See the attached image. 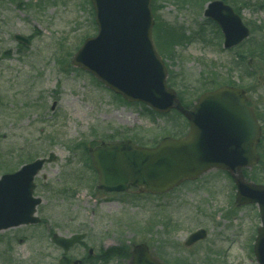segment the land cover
I'll list each match as a JSON object with an SVG mask.
<instances>
[{
  "label": "rangeland",
  "instance_id": "1",
  "mask_svg": "<svg viewBox=\"0 0 264 264\" xmlns=\"http://www.w3.org/2000/svg\"><path fill=\"white\" fill-rule=\"evenodd\" d=\"M227 1L249 27L247 39L231 49L222 47V38L218 45L190 42L163 58L173 88L191 105L210 85L203 81L233 76L260 116L264 149V80H258L264 61L245 65L235 59L264 36V0ZM156 5L160 20L183 27L186 34L202 26L211 37L205 3L156 0ZM96 32L89 0H0V175L29 158L56 156L34 179L43 222L0 231V264H58L51 233L77 232L87 234L86 248L69 250L72 257L85 256L88 248L145 241L169 264H259L253 253L258 208L235 203V186L224 170L210 169L163 195L135 189L112 195L96 188L88 157L76 146L81 141L88 144L95 137L99 142L114 130H127L126 139L133 136L147 146L176 137L157 113L126 103L71 64L83 40ZM15 34L30 44L17 42ZM198 228L207 231L206 238L186 248L184 240Z\"/></svg>",
  "mask_w": 264,
  "mask_h": 264
},
{
  "label": "water",
  "instance_id": "2",
  "mask_svg": "<svg viewBox=\"0 0 264 264\" xmlns=\"http://www.w3.org/2000/svg\"><path fill=\"white\" fill-rule=\"evenodd\" d=\"M97 33L87 37L72 57V64L90 72L115 94L167 113L174 109L189 122V132L180 138L162 139L155 147L136 146L130 140L102 144L89 150L98 174V188L122 192L139 187L149 193H164L186 180H194L212 168L228 171L235 187L237 205L255 203L261 225L253 251L264 264V185L246 180L243 168L255 165L261 127L245 91L222 86L201 94L191 108L182 106L176 91L166 82L167 70L152 41L154 24L151 0H90ZM203 15L214 21L223 35V48H232L249 34L233 8L222 0L206 3ZM14 38L29 44L20 34ZM259 80H264L260 76ZM37 158L16 172L0 176V230L40 221L35 215L41 199L33 196L34 176L45 162ZM84 237L53 234L52 242L64 255L59 264H78L66 257L69 247ZM206 237L205 229L192 232L184 242L190 246ZM129 264H165L152 257L146 243L131 247Z\"/></svg>",
  "mask_w": 264,
  "mask_h": 264
},
{
  "label": "trees",
  "instance_id": "3",
  "mask_svg": "<svg viewBox=\"0 0 264 264\" xmlns=\"http://www.w3.org/2000/svg\"><path fill=\"white\" fill-rule=\"evenodd\" d=\"M202 3H206L209 0H199ZM226 3L227 0H224ZM229 4V3H228ZM156 0H152V13L154 16V26H153V42L154 45L159 52V54L164 57L166 55H171L172 51H174L176 46H180L186 43L200 41L202 43L206 44H215L218 45L221 40V34L219 32L218 27L211 22L210 20H205L207 25L211 28L212 35L211 37L206 31V28L200 26L199 28L191 31L190 33L186 34V31L181 26H175L170 25L168 22L160 20L156 16ZM234 9L239 13V10H237L235 7ZM245 50V49H244ZM171 53V54H170ZM240 58L241 60L238 63H244L247 65V63H250L251 60H261L264 61V36L261 37V39L255 44V45H249L246 47V50L244 53H239L238 56H236L235 59L238 60ZM237 63V64H238ZM230 74H227V76L223 77L222 79L217 80V76L210 77L211 79L207 80L206 82L203 81V83L210 84L208 87L204 90H211L221 85H230V86H239L237 82H235ZM173 78H171L169 72L167 77V83L169 86L173 87ZM180 101L185 107L191 106L190 103H186L184 97L177 93ZM120 98L119 96H117ZM121 99V98H120ZM127 103V102H126ZM249 105L251 103L248 102ZM254 108V107H253ZM254 112L256 114V117L260 120V116H258V113L256 109H254ZM162 118L165 119L168 128V133L175 135L176 137L183 136L188 129V123L185 120V118L178 113L175 110L170 111L167 114H158ZM128 136L127 130H114L110 134H107L105 137H100V140L105 141H111V140H120V139H126ZM132 140L139 145H144L141 141L137 140L133 136H131ZM262 141L263 137L261 138L259 144H258V152L260 156V160L256 166H254L253 172H250V170H244V175L249 180H253L255 182L264 183V149L262 147ZM98 144L97 139L88 141V144H86V140L81 141L76 146L81 147L84 151V155L88 157L89 160V154H88V147L94 146ZM31 160L30 158L27 160H24V162ZM90 161V160H89ZM89 168L91 169V165L89 162H87ZM13 170L11 168L9 171ZM64 191V190H63ZM130 256L129 254V247L128 245H119V246H113L105 250H100L99 254L97 255V262L95 264H107V262L115 260V259H121L125 260L128 259Z\"/></svg>",
  "mask_w": 264,
  "mask_h": 264
},
{
  "label": "flooded vegetation",
  "instance_id": "4",
  "mask_svg": "<svg viewBox=\"0 0 264 264\" xmlns=\"http://www.w3.org/2000/svg\"><path fill=\"white\" fill-rule=\"evenodd\" d=\"M76 247H82L81 250L83 251L85 248V245L82 244V242H81V243L76 244L74 247H72V249H74V248L76 249ZM90 249L87 251V252H89V255L87 257L84 255H82L81 257H77L78 259L81 260V264L85 263L87 258H88L89 262H92L91 258L95 257V253L93 252L94 251L93 249H91V250ZM58 251L61 252L60 250H58Z\"/></svg>",
  "mask_w": 264,
  "mask_h": 264
}]
</instances>
